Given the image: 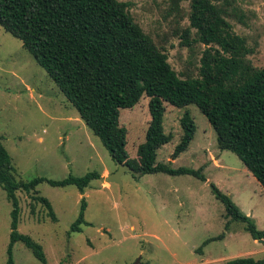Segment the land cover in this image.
Here are the masks:
<instances>
[{
  "label": "rangeland",
  "instance_id": "1",
  "mask_svg": "<svg viewBox=\"0 0 264 264\" xmlns=\"http://www.w3.org/2000/svg\"><path fill=\"white\" fill-rule=\"evenodd\" d=\"M122 1L131 2L135 20L166 48L178 72L184 70L191 56H201L203 45L197 44L191 55L182 43V29L190 24L185 16L189 2L181 5V19L173 11L171 0ZM240 2L251 15L250 26L232 22L236 32L247 36L255 48L250 59L262 67L264 0ZM148 102L144 97L134 108L121 110V121L129 129L132 158L145 141ZM188 108L197 124L189 149L172 158L182 135L184 109L166 103L164 126L173 139L158 151L157 160L174 168L204 166L206 180L190 174L138 175L125 171L121 182H109L105 177L118 170V162L22 41L0 26V134L18 178L61 180L92 171L108 173L93 180L84 194L75 185L41 183L38 190L52 203L56 221L45 206L18 191L22 208L19 231L42 244L47 261H40L18 241L13 250L14 264H225L240 256L263 258V241L255 240L243 223L233 221L226 228L230 218L211 184L231 196L263 231L264 187L235 153L219 149L217 134L200 109L194 104ZM83 197L88 203V224L82 225L81 232H73ZM11 212L12 204L0 185V264L9 260ZM222 233L224 237L212 240Z\"/></svg>",
  "mask_w": 264,
  "mask_h": 264
},
{
  "label": "trees",
  "instance_id": "2",
  "mask_svg": "<svg viewBox=\"0 0 264 264\" xmlns=\"http://www.w3.org/2000/svg\"><path fill=\"white\" fill-rule=\"evenodd\" d=\"M183 2H189L185 16L190 24L182 29V43L191 55L197 44L204 49L199 58L191 56L180 72L170 63L166 48L135 20L131 2L0 0V26L22 41L114 160L129 164L141 175L190 174L206 180L204 166L174 168L157 160L158 151L173 139L164 126L166 103L184 109L182 135L172 152L173 159L186 152L195 137L197 124L188 108L194 104L214 128L219 149L235 153L264 187V66L258 67L250 59L255 48L247 36L236 32L232 22L249 27L251 15L240 0H171L173 11L181 19ZM144 97L149 98L150 117L145 141L132 158L129 129L121 121V110L134 108ZM18 177L0 134V185L12 204L8 264H14L13 250L18 241L46 263L42 244L19 231L22 208L17 192L24 191L41 203L56 221L52 203L40 195L38 186L43 182L55 187L75 185L84 194L102 173L92 171L61 180L35 177L24 181ZM211 187L230 218L226 228L233 221L241 222L255 240L263 239L264 243V231L258 229L255 220L218 186ZM87 206L83 197L73 232H81L82 225L88 224ZM224 236L222 233L212 240ZM225 264H264V257L240 256Z\"/></svg>",
  "mask_w": 264,
  "mask_h": 264
},
{
  "label": "water",
  "instance_id": "3",
  "mask_svg": "<svg viewBox=\"0 0 264 264\" xmlns=\"http://www.w3.org/2000/svg\"><path fill=\"white\" fill-rule=\"evenodd\" d=\"M119 164V168L117 171L110 173L108 176L105 177V179L109 182H121V176L125 171H130L133 173H136L138 175H140V173L138 171H136L135 169H133L129 164L127 163H122L120 161H117ZM261 242L263 241V239L260 240Z\"/></svg>",
  "mask_w": 264,
  "mask_h": 264
},
{
  "label": "crops",
  "instance_id": "4",
  "mask_svg": "<svg viewBox=\"0 0 264 264\" xmlns=\"http://www.w3.org/2000/svg\"><path fill=\"white\" fill-rule=\"evenodd\" d=\"M106 172V171H105ZM108 174V173H107ZM107 174H102V177H104V175H107ZM106 187H108L107 185H106Z\"/></svg>",
  "mask_w": 264,
  "mask_h": 264
}]
</instances>
